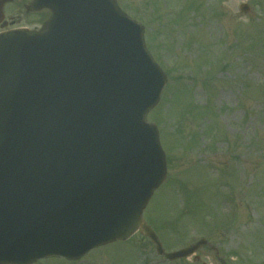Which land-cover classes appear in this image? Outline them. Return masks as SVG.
Returning a JSON list of instances; mask_svg holds the SVG:
<instances>
[{
    "label": "rangeland",
    "instance_id": "1",
    "mask_svg": "<svg viewBox=\"0 0 264 264\" xmlns=\"http://www.w3.org/2000/svg\"><path fill=\"white\" fill-rule=\"evenodd\" d=\"M117 1L144 27L146 46L169 77L149 121L160 127L173 180L156 193L145 219L169 250L196 242L206 234L200 229H210L208 216L220 213L225 217L207 237L220 256L228 264H264V0ZM30 2L7 3L14 26H40L44 13L27 14ZM243 2L248 12L240 10ZM184 86L192 92L180 99ZM218 181L227 183L221 189ZM182 187L194 195L185 197ZM117 243L92 251L94 264H168L148 239ZM197 254L199 262L177 264H220L208 248ZM35 264L70 263L52 258Z\"/></svg>",
    "mask_w": 264,
    "mask_h": 264
},
{
    "label": "water",
    "instance_id": "2",
    "mask_svg": "<svg viewBox=\"0 0 264 264\" xmlns=\"http://www.w3.org/2000/svg\"><path fill=\"white\" fill-rule=\"evenodd\" d=\"M1 8L2 4L0 12ZM54 9L41 33L13 31L0 35V157L10 158L12 149L15 151L20 146L27 154L32 147L29 158L33 167L29 170L33 180L25 193L29 207H23L22 211L40 212L53 205L56 219L62 220L60 224L70 236L65 237L63 252H85L117 239L126 240L138 230L157 242L153 231L145 225L142 212L166 178V163L157 132L145 122V116L158 103L166 76L144 53L156 75L154 86L146 97L138 100L140 107L130 115L133 123L137 118L138 132L126 139L118 125H111L108 132L93 135L95 140L89 150L109 171L104 180L110 183V188L89 189L95 195L78 201L76 187L71 188L73 192L65 193L60 178L53 174L77 171L72 166V136H92L93 127L106 115L115 113L123 104L129 108L128 96L123 97V91L118 88L129 85L137 74L136 70L127 68L126 60L135 48L134 25L125 18L115 0H63V5ZM82 32L93 35V43L83 39ZM134 36L136 43L139 42L140 37ZM72 37L76 43L67 44L65 39ZM108 79L110 100L106 89L96 95L93 88L94 85L102 88ZM74 91H77L75 97L94 96L96 100L69 104L66 99ZM140 127L145 132L144 138ZM138 154L142 163L130 171ZM137 169L140 174L134 176ZM4 171L10 173L8 167ZM17 175L22 179V169H17ZM63 210L71 211L75 221L80 220L83 226L93 222L94 216H101V220L97 229L87 232L78 226L66 228L69 226L66 223L71 222ZM23 212L18 214L24 215ZM196 247L171 257L185 256ZM47 252L63 254L59 249ZM8 261L0 259V263Z\"/></svg>",
    "mask_w": 264,
    "mask_h": 264
}]
</instances>
